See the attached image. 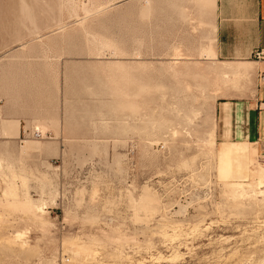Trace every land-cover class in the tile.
I'll use <instances>...</instances> for the list:
<instances>
[{"label":"rangeland","instance_id":"obj_1","mask_svg":"<svg viewBox=\"0 0 264 264\" xmlns=\"http://www.w3.org/2000/svg\"><path fill=\"white\" fill-rule=\"evenodd\" d=\"M163 8L52 0L32 26L64 65V136L0 148V264H264V143L217 154L248 75L181 55Z\"/></svg>","mask_w":264,"mask_h":264},{"label":"crops","instance_id":"obj_2","mask_svg":"<svg viewBox=\"0 0 264 264\" xmlns=\"http://www.w3.org/2000/svg\"><path fill=\"white\" fill-rule=\"evenodd\" d=\"M166 2L181 55L225 64L224 76L248 75L242 90L217 101L216 132L250 153L252 142L264 143V0H157L158 14ZM51 10L52 0H0V148L37 126L64 136V65L31 33L51 24ZM43 39L46 46L52 34Z\"/></svg>","mask_w":264,"mask_h":264},{"label":"bare ground","instance_id":"obj_3","mask_svg":"<svg viewBox=\"0 0 264 264\" xmlns=\"http://www.w3.org/2000/svg\"><path fill=\"white\" fill-rule=\"evenodd\" d=\"M145 2H146V0H145ZM74 7V6H73ZM76 7V6H75ZM72 8V7H71ZM84 10L86 9V8H83ZM70 10V12H71V9H69ZM77 10V9H76ZM75 10V11H76ZM78 11V10H77ZM86 11H88V9L86 10ZM75 15V14H74ZM59 27V26H58ZM60 28V27H59ZM62 28V27H61ZM37 128L39 129L40 128V126H37ZM42 128L43 127H41V130H42ZM213 132V131H212ZM211 135V134H210ZM213 137V136H212ZM208 141H210V140H208ZM211 142H213V141H211ZM210 142V143H211ZM243 146V148H242V146ZM241 146V147H240ZM245 148V149H244ZM247 148V149H246ZM217 154H218V156L219 157H228V156H235V157H239V158H247L248 156H249V148H248V144L247 143H244V142H241V143H232V142H223V143H220V146H219V149H218V151H217ZM238 158V159H239ZM245 162V161H244ZM242 165V164H241ZM245 165H246V162H245ZM244 165V166H245ZM245 168V167H244ZM247 168V167H246ZM240 169H242V168H240ZM264 169V168H263ZM244 170V169H243ZM240 172V171H239ZM242 173V172H241ZM240 175V174H239ZM238 175V176H239ZM242 175H244V177H245V173L244 174H242ZM264 175V174H263ZM233 176V175H232ZM235 176V175H234ZM237 176V175H236ZM241 176V175H240ZM239 176V177H240ZM238 178V177H237ZM240 179H243V178H240ZM262 181L261 180H258V182H257V185H258V188H259V190H260V187L261 186H263L262 185ZM241 184H243V183H241V182H236V183H234V185H238V187L241 185ZM237 187V186H236ZM242 187V186H241ZM242 190V189H241ZM252 190V189H251ZM243 191V190H242ZM242 191H240L241 193H243ZM260 192V191H259ZM261 192H262V190H261ZM264 192V191H263Z\"/></svg>","mask_w":264,"mask_h":264},{"label":"built area","instance_id":"obj_4","mask_svg":"<svg viewBox=\"0 0 264 264\" xmlns=\"http://www.w3.org/2000/svg\"><path fill=\"white\" fill-rule=\"evenodd\" d=\"M256 56L260 57V54H257ZM262 78L264 79V74H262ZM24 134L35 136V137H37V136L41 137L42 136L41 131L36 127H34L32 131L28 130L27 132H23V135Z\"/></svg>","mask_w":264,"mask_h":264}]
</instances>
